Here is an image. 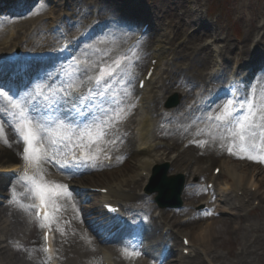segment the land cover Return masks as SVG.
I'll return each mask as SVG.
<instances>
[{
	"label": "bare ground",
	"instance_id": "obj_1",
	"mask_svg": "<svg viewBox=\"0 0 264 264\" xmlns=\"http://www.w3.org/2000/svg\"><path fill=\"white\" fill-rule=\"evenodd\" d=\"M166 1L157 3L155 0H149L150 6L154 8L150 7L152 11L149 12L150 15L146 18L147 21L150 22L148 28L139 40L132 37L133 40L128 49L135 46L136 42L139 41L137 52L140 56L139 60L134 62L133 76L144 67V70L141 72L142 77H144L149 66H153L152 74L145 81L142 89L135 87V93H133L132 84L130 85L129 90L131 95L123 97V103L120 105L126 112V115H123V118L120 119L122 120L121 123H116L106 130L107 135L104 137V142L99 146L100 153L97 158L96 166L89 167L79 174L72 175L60 169L55 161L49 162L48 166L44 165L46 168H50L51 166L53 171L59 173L57 176H49L46 181L63 184H66L70 179L79 178L78 176H89L88 174H92L93 179L101 180V177H114L118 172V175H116L117 182L113 186H109L105 193H100L99 197L102 202L110 201L120 205L121 216H127L123 224L118 222L117 216L110 215L102 209L85 208L84 205L82 206L79 202L77 195L73 192L71 200L63 199L57 201L61 207L60 211L56 213L55 219L58 221L57 228L63 229V233L58 231L60 244L58 253L63 258L73 257L75 259L74 264H101V262L102 264H111V256H113V254L117 262L121 263L126 257L123 251L125 247L122 245L125 240L127 241L129 238L137 235L138 230H140L139 226L142 227V237L144 236L148 239L147 246H144L143 243H126V245L129 247L138 245L139 247L137 250L140 251L141 254L145 253L147 255L145 260L146 264L149 262L152 264L150 259L153 257L155 258L156 254L157 257L161 259L160 264H178V259L181 257L176 255L178 244L173 242L171 248L169 247V238L172 237V233L168 232L166 235H163L161 227L165 225H167L170 230L176 228L178 232H181L188 223L193 224V227L190 228L188 232L180 236L181 240L182 236L188 239L187 246L180 241L181 252L183 248H187L188 253H193L197 245L201 246V249H203L211 241L212 243L217 242L218 233L221 231L222 224L220 223L218 212L222 210H218L211 217L205 212L198 211L199 213H196L194 211H189L190 217L187 221L179 217L181 210L173 211L172 215H169L167 210H161L157 218H154L151 214L154 206L151 196L136 191L137 187L141 188L142 183L151 173L152 167L163 159L157 155V152L161 150L162 155L164 152H166L165 155H168L173 151H177L175 157L170 161V171L168 173H171V171H186V173L189 174L191 166L197 163L199 164L203 162V160H217L218 156H223L224 154L239 159L240 156L243 155H232L227 151V144L230 138L226 137L224 140H221L217 137L214 139L207 131H201L208 127L206 117L209 114L214 115L217 113L216 109L219 111L224 103L222 101L225 100V98L220 99V94L225 95L226 85L224 79L227 70L229 71L231 68L229 63L226 64V62H229L234 57L231 55V53L234 54V49L229 42L230 39L226 36L228 33L225 31L224 27L222 31L221 26L214 23H202L200 26L201 28L196 31L190 23L194 18L199 21L201 15L198 12L183 8V4L178 5L175 3L178 2V0ZM153 2H155V6ZM74 5L72 13L78 17L75 25L71 27L74 32L77 28H83L84 17L87 16V12L91 5H93L96 10L98 9L95 14V21L93 23L91 22L92 24L87 27V30L89 29L88 32L81 33L79 36V38L81 36L85 37L87 34H90L89 31L95 30L96 28L102 31L99 36L92 39L89 43L101 50L100 52L92 53L91 58L94 60H108L119 54V42L117 39H115V43L108 42L101 44L99 43L100 38L105 37L108 33H114L115 38L118 36V40L120 39V42H122L125 37L131 35L136 29L138 14L144 13L145 11L144 6L138 5L139 7L137 8H131L120 0H76ZM262 7L263 9L261 10ZM41 11V7L36 10L37 13ZM258 11L256 17L248 24L249 27L245 25V38L250 39L256 35V39L254 40L255 45L250 48L249 44H243L242 47H237V51L235 52L237 54V59H242L241 61L246 63L245 66L248 72H250L253 67H256L254 65L260 64L255 72L254 81L248 82L245 80L246 82L240 84V89H244V92L240 91L241 94H244L251 85H255L256 87L264 85V0ZM129 12H132L133 15L137 14V17L134 18L129 16ZM260 14L262 15L263 22L258 26L257 18H259ZM186 15H188V21L182 23V18ZM69 22H71V20H69ZM86 23L87 21L85 25ZM101 26H103V28ZM161 28H170L169 31H171V36L169 38L167 36L155 38L154 34H157V31ZM37 29L39 28L37 27ZM190 29L191 31L189 32ZM260 31L261 34L258 36V32ZM208 32L213 36L214 43H216V41H223L224 43L218 53L221 64H218L217 60H215V64L217 63L216 65L221 68L222 64H224V68L222 67V70H219L220 68L218 67L219 69L217 71L206 74L205 69L208 68L209 62H211L210 53L207 51L208 46L202 44L201 36L208 34ZM222 34L225 36L222 37ZM70 36L71 35H69V37ZM48 38L44 41L39 40L38 42L31 41L29 38L26 39L28 43L26 45V50L29 49L28 52L30 56L28 60L36 58L38 51L43 45H45L47 51H50L49 49L54 47L47 42ZM151 42L153 43L152 48L150 45ZM21 44L20 40H17V44L15 41L9 46H2L0 48V58ZM166 44L168 46L167 49H165ZM84 47L85 44L80 47V50ZM123 48L122 50L124 52ZM108 49L112 51L109 53L108 57H104L103 53ZM258 49L259 51H257ZM61 50L62 49H58L55 53L52 51L51 54H54L53 56L57 58ZM79 53L80 51L77 52V54ZM167 53L171 55V62L167 64L166 70L164 71L165 75L160 79L161 82L158 86V91L159 93L162 91L165 92L169 90L170 86L172 87L171 89L178 90V88H181V91L184 92V99H181L179 106L173 108V110H163L158 113L160 104L159 93L157 90H153L154 92L151 94L152 89H148V86L152 83L156 70ZM148 55H150V57L146 59ZM10 56L11 55L7 57L5 63L0 59V80H4L5 75L10 74L4 73V71L9 69V65L13 66V69H9V71L14 73L17 71L16 67H18V64H22V62L17 59L15 62L10 63L8 61ZM81 59H83V57H81ZM151 59H155L153 63ZM174 59H176L175 62H173ZM67 61L65 60V63H67ZM252 62L255 64L251 65ZM59 70L56 63L46 68L41 67L38 73L40 72V77L46 80L48 79L49 73H58ZM91 73L92 72H89L88 75ZM53 77H58L57 81L62 78L59 75H54ZM243 77L249 79L246 74ZM80 79L83 80L84 77ZM195 85H199V90L196 94L192 95V87ZM120 89L118 92H120ZM82 90L85 91L84 88ZM120 95L122 96V92ZM135 97L138 103H135ZM117 98L120 97L118 96ZM135 104H137V106H135ZM138 109L145 112V114L136 120L134 114L135 116L137 115ZM146 111L155 114L156 118H158V125L154 130L153 138H151L152 136L149 134L150 123ZM134 121H137L136 124L138 125L135 130L130 126V123ZM6 133L8 144L6 145L0 142L3 145L0 148V164L7 165H0V171L9 170V167L15 166L17 162L22 159V153L17 151V140L12 129L6 128ZM183 141H186V143L184 146H180ZM199 141H205V143L200 144ZM222 144L224 147L221 146ZM20 145L23 147V144ZM134 145L136 148H134ZM105 156L110 158L111 167L103 165L102 161ZM134 156H138V159L134 164H130L129 160L130 158H134ZM244 160H248L250 162L249 164L252 165H256L258 161L247 158ZM219 165L221 166L222 172L223 170H228V165L223 161H219ZM213 168L214 166H212V169ZM143 171H145L144 175L142 174ZM233 172L230 177L231 179H234L235 182L242 180V176L239 177L235 173L233 174ZM44 173H46L45 170ZM222 174L220 170V173L218 172V175L215 177L212 176V174L208 175L206 167H202L197 173L193 172V181H190L183 190V197L186 201L182 211L187 210V207L190 205L194 206L196 201H199L201 198L207 199L204 202L205 206L212 205V200L215 198L214 193L208 190L206 185L201 181L204 180L205 177L208 178V180L213 178L216 181L220 179ZM18 177L11 179L9 183H7L5 179H0V194L3 195L8 191L7 200L10 201L12 200V189L15 188L19 198L25 204H28L30 198L27 195H20L25 192V187L23 183H17ZM196 178L197 180L194 181ZM4 187L6 189L5 191H3ZM252 193H250L252 197L256 195ZM236 199H238V203H240L241 199L237 197ZM15 204L19 205L18 203ZM240 208V204L238 207L234 206V209L237 211H239ZM20 210L24 209L20 207ZM251 213L252 209L247 210L245 214L239 213V219L246 220L247 216ZM87 218H89L90 221L95 220L97 225H101L104 230L112 231L111 234L106 239H102L101 236H99L100 234H93L92 236L90 234L92 228L87 223ZM32 223L35 225V229H33L30 237L22 243V246L16 253L30 259L31 253L38 251V254H40V263L44 258L51 257L52 231L48 228L50 230V238L48 241L50 252L45 254L42 250L44 246L43 238L41 236L40 243V239L36 234V227L39 226L40 221L33 217ZM256 232H259V229H257ZM253 237L252 243L255 249L261 248L262 252H264V241H260V234ZM99 244H102L101 247H99ZM76 248L82 249L76 250ZM101 252L102 256H100ZM168 254L174 257H167ZM241 254H243V251H241ZM78 255L80 258H77ZM260 259H262V257L257 256V260ZM48 261H50V259ZM200 262L201 260L197 255L195 258L191 259L188 264H199ZM241 262L248 264L246 260Z\"/></svg>",
	"mask_w": 264,
	"mask_h": 264
},
{
	"label": "rangeland",
	"instance_id": "obj_2",
	"mask_svg": "<svg viewBox=\"0 0 264 264\" xmlns=\"http://www.w3.org/2000/svg\"><path fill=\"white\" fill-rule=\"evenodd\" d=\"M120 1H122V3H126L131 8H137L139 7L138 5L144 6L145 10L144 13H139L138 17L137 14L133 15L132 12H129V16L134 18L137 17L136 29L131 33V35L125 37V39L121 38L123 39L122 42H120V39L118 40V36L115 38L119 42V52L121 53L123 52V47L124 51H126L125 49H128L134 36L137 37V34H143V32H140V26L143 22L147 21L146 18L150 15L149 12L152 11L150 7H154L150 6L149 0ZM155 1H157L158 3L160 1L163 2L166 0ZM75 3L76 0H0V48L2 46H9L12 42L15 41L17 44V40H20V42L22 43L20 46L18 45L15 49H12V51H9L5 55L1 56L0 59L3 61L10 54H15L16 56L20 55L22 58V63L25 64H22V67L16 68L18 72L15 71L14 73H10L11 76L5 77V81L12 80L17 85L19 90H27L31 88L33 83L35 82L50 84L58 83V77H53L51 81H49L48 79L43 80L40 77V72L38 73L39 69L41 67L46 68L47 66L56 63L58 65V68L60 69L61 65L67 64L65 63V60L67 61L71 58L69 53H71V55H76L78 51L81 52L80 47L82 45H88L92 39L99 36V34L102 32L96 28L95 30L89 31L90 34H87L85 37L81 36L79 38L81 33H86V31L88 32L89 29L87 30V27L95 21V14L97 13L98 9L96 10L93 5L90 6L89 11L87 12V16L84 17L83 28H77L75 32L72 31L71 27L75 25L76 19L78 18L72 13V9L74 8ZM175 3H177L178 5L183 4V8H187V10H191L193 12H198L201 15L199 21L194 18L195 20L193 19V23H190V25H193V29H195L196 31L201 28L200 26L202 23H214L220 25L222 31L223 27L225 28V31L228 33L226 36H228V38L230 39L229 42L232 44L231 46L234 49V54L231 53V55L234 57L229 62H226V64L229 63L231 68L226 72V77L224 79L226 92L224 93L225 95L220 94V99L225 98L226 100L233 87H237L240 91L244 92V89H240V84L246 81H254L255 72L260 64L254 65L255 63L252 62L251 65H254L256 67H253V69L248 72L245 66L246 63L244 61H241L242 59H237V54L235 52L237 51L236 48L242 47L243 44H249L250 48L255 45L254 40L256 39V35H254L250 39L245 38V25L249 27L248 24H250L251 20L256 17V14L259 12L258 10L260 6L263 4V0H178V2ZM153 5L155 6V2H153ZM39 7L42 8V11L37 13L36 10ZM262 9L263 7L261 8V10ZM135 12L138 13L137 11ZM187 16L188 15L182 18V23L188 21ZM261 16L262 15L260 14L259 18H257L258 26L263 22V18ZM69 20H71V22H69ZM86 21L87 23L85 25ZM37 27L39 29H37ZM101 27L103 28V26ZM169 30L170 28H161L157 31V34H154V36L155 38L161 36H167L169 38L171 36V31ZM190 31L191 29L189 30V32ZM260 34L261 31L258 32V36H260ZM69 35L71 36L69 37ZM221 36L224 37L225 35L222 34ZM28 38L29 40L34 42H38L39 40L44 41L46 40V38H48L47 42L51 44L52 47H54L50 48L49 50L51 51L46 55L43 54V52H47L45 51V45H43V47H41L38 51L36 58L27 60L30 58L28 52L29 49L26 50V45L28 44L26 39ZM201 42H203L202 44H206L208 46L207 51H209L210 53L209 56L211 62H209L208 68L205 69V73L209 74L217 71L220 66L216 64H221V59L218 53L219 49L222 48V44L224 45L223 41H216V43H214L213 36H211V34H209L208 32V34H204L203 36H201ZM153 43H150L151 48L153 46ZM167 47L168 46L166 44L165 49H167ZM58 49L62 50L61 52H59L60 54L57 55L58 57L55 58V56H53L54 54H51V52L54 51L55 53V51ZM257 51H259V49ZM114 57L115 56H113V58ZM149 57L150 55H148L146 59H148ZM170 58L171 55L167 53L162 59L160 66L156 70V75L152 83L148 86V89H152L151 94H153L155 90H157V92L159 93L158 86L161 82L160 79L165 75L164 71L166 70L167 64L171 62ZM175 60L176 59H174L173 62H175ZM215 60H217L216 64ZM222 67L224 68V64H222ZM222 67L219 70H222ZM143 70L144 67H142L140 71H137L134 74L135 76H133L134 79L131 82L133 93H135L136 80L141 76V72ZM245 74L249 79H245L243 77ZM89 75H93V73ZM83 80H85V82L81 87V91H83V88L86 91L88 87H90V85L85 78ZM171 88L172 87L170 86L169 90L165 92L162 91L158 94L160 103L158 113L163 110H173V108L179 106L181 99H184V92L181 91V88H178V90ZM119 89L120 86L117 85L115 91L118 92ZM192 90V95L196 94L199 90V85L193 86ZM137 101L138 100L136 98L135 103H138ZM173 102L174 104L171 105ZM108 106L109 105H105L106 108ZM135 106H137V104H135ZM216 110L217 112L220 111H218V109ZM144 114L145 112H142L140 111V109H138L137 115L135 116L134 114V117L136 118V120H138ZM146 115H148L150 123L149 134L152 136L151 138H153L154 130L158 125V118H156L155 114L153 113L147 112ZM121 122L122 120H118L115 122V124ZM136 122L137 121L130 123V126L134 130L138 126ZM16 143L17 151L23 153L22 147H20V143H18L17 141ZM185 143L186 141H183L180 146H184ZM135 145L134 148H136ZM2 146L3 145L0 143V148ZM75 152L77 155H79V149H76ZM161 152L162 150L157 152V155L162 157L163 159L152 167V173H150L147 179L142 183L141 188L137 187L136 189V191L139 193L151 196V200L154 204L151 214L154 218H157L161 210H167L169 212V215H172V212L175 210H181L179 217L185 221H187L190 217L189 211H194L196 213L205 212L209 215V217H211L218 210H222L218 212L220 223L222 225L221 231L218 233V238L216 240L217 242L212 243L211 241L203 249H201V246L197 245L195 246L193 253L183 254L180 250V236L185 232H188L190 228L193 227L192 223H188L185 226V229H183V231L181 232H178L176 228H172L170 230L167 225H161L163 226L161 227L163 235H166L168 232L172 233V237L169 238V247L171 248V244L173 242H176L178 244L176 255L181 256L178 259V264H188L191 259L195 258L197 255L201 260L199 264H244L241 262L243 260H246L248 264H264V252H262L261 248L255 249L252 243V240L254 238L253 236L258 234H260L261 236L260 241H264V162L257 161L256 165H252L249 164L250 162L248 160H244L245 158L237 159L234 156L224 154L223 156L217 157L218 161L207 159L203 160V162H200L199 164L197 163L192 165L189 174H187L186 171H171V173H168L170 171V161L175 157L177 151H173L168 155H165L166 152H164V154L162 155ZM137 159L138 156H134V158L132 159L130 158V164H134ZM219 161H223L228 165L227 171L223 170L222 172V169H220L221 173H223L220 179L216 181H208V178L205 177V179L201 181L202 183H204V185H207V182H209V184L211 182L213 183L212 186H207V189L208 187L212 188L211 192L214 193L215 196V198L212 200V205L205 206L204 202L207 199L201 198L199 199V201H196L194 206L190 205L187 207V210L182 211L186 201V199L183 197V190L187 186V184L190 183V181H193L192 173H197L202 167H206L208 175L213 174L212 166H218L221 168V166L219 165ZM102 163L107 167L112 166L110 164V158L106 156L103 158ZM44 165L48 166L49 162L43 164V169L46 171V173H44L45 180L49 176H57L59 174L53 171L51 169V166L50 168H46V166ZM26 166V162L21 159L15 166L9 167V170L0 171V179H5L6 182L9 183L11 179L20 176V174L25 170ZM157 167H159L160 169H166L167 175L174 176L178 180L180 189L177 198L174 196V194H168V192L163 191V196L160 200L158 191H150L152 189V186H150V176L153 174L154 169ZM232 172L239 177L242 176V180H240L239 182H235L234 179H231L230 177ZM144 173L145 171L142 172L143 175ZM88 175L89 176H78L79 178L70 179L66 184L69 186L70 191L77 195L82 206L84 205L85 208L89 207L101 209V200L98 192L88 190L87 188H106L109 186H113L117 182L116 175H118V172L114 177H101V180L93 179L92 174ZM195 180H197V178L194 179V181ZM81 188L86 189L83 190ZM5 190L6 189L4 187L3 191ZM7 193L8 191H6L3 195L0 194V264H49L51 260L54 264H74L75 259L73 257L63 258L58 253L60 244L59 232L57 231L58 221L56 219L49 227L52 231V253L50 261H48L49 258H44V260L39 263L40 254H38V251L32 252L30 259L16 253V251L22 246V243H24L27 238L30 237L33 229H35V225L32 223L33 210H20L19 205H16L15 202H10L11 200H7ZM250 193L256 195L252 197ZM236 197L241 199L240 203H238V199H236ZM158 198L161 204L159 203ZM34 200L35 198H31L29 200V203H34ZM239 204L241 205V208L239 211H237L234 209V206L238 207ZM250 209H252V213L247 216V219L240 220L238 214H245V212ZM87 223L92 228V232H90L92 236L93 234H100L99 236H101L102 239H106L111 233H109L110 230H104L101 225H97L95 220L90 221V219L87 218ZM139 228L140 230H138L137 235L129 238L127 240L128 242L126 240L124 241L122 245L123 247L127 246L126 243H143L144 246H147L148 239H146L144 236L142 237V227L139 226ZM41 229L42 228L40 226L36 227V234L40 239V243ZM257 229H259V232H256ZM17 245H19V247ZM101 245L102 244H99V247H101ZM104 245L108 246L109 243L108 245ZM79 249L82 248H76V250ZM241 251H243V254H241ZM124 254L126 257L121 263L117 262L113 254V256H111V264H146L145 260L147 258V255L145 253H142L139 256H129L125 252ZM168 255L167 257H174L173 255ZM100 256H102L101 253ZM257 256H261L262 259L257 260ZM77 258H80V256L78 255ZM150 260L152 264L161 263V259L157 257V254L155 258L153 257ZM147 264L151 263L149 262Z\"/></svg>",
	"mask_w": 264,
	"mask_h": 264
},
{
	"label": "snow or ice",
	"instance_id": "obj_3",
	"mask_svg": "<svg viewBox=\"0 0 264 264\" xmlns=\"http://www.w3.org/2000/svg\"><path fill=\"white\" fill-rule=\"evenodd\" d=\"M108 42L115 43L114 33L99 40L101 44ZM138 46L139 41L114 58L94 60L92 53L101 50L85 45L79 55L69 53L71 59L60 66L58 73L48 74L49 81L54 75L62 77L57 84L35 82L31 88L19 90L12 80H0V142L8 144L6 128H11L17 142L23 144L22 159L27 166L17 180L25 187L20 195L39 201L25 204L13 188L10 202L18 203L25 211L34 209L41 228H49L54 222L61 207L57 201L71 200L73 196L67 184L44 179L43 164L55 161L72 175L96 166L106 130L126 115L120 105L123 97L131 95L134 62L140 58ZM111 51L105 50L104 57ZM81 77L90 85L86 91H81L85 82ZM117 85L121 86L120 92L115 91ZM206 119L208 127L201 131H207L214 139L230 138V154L264 162V85H251L244 94L233 87L220 111ZM57 231L63 233L62 228ZM48 238L45 233V254L50 252ZM138 247L125 246L123 251L139 256Z\"/></svg>",
	"mask_w": 264,
	"mask_h": 264
},
{
	"label": "water",
	"instance_id": "obj_4",
	"mask_svg": "<svg viewBox=\"0 0 264 264\" xmlns=\"http://www.w3.org/2000/svg\"><path fill=\"white\" fill-rule=\"evenodd\" d=\"M162 182L164 183V187H166L167 190H162L168 192V194H174L175 197L178 196L179 187L176 189L174 188L175 179L173 177H165V171L162 172Z\"/></svg>",
	"mask_w": 264,
	"mask_h": 264
}]
</instances>
